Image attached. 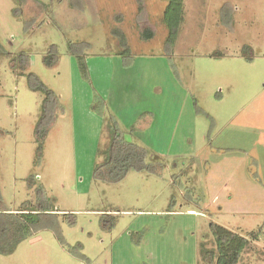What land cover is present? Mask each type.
Instances as JSON below:
<instances>
[{
    "label": "rangeland",
    "instance_id": "374dc122",
    "mask_svg": "<svg viewBox=\"0 0 264 264\" xmlns=\"http://www.w3.org/2000/svg\"><path fill=\"white\" fill-rule=\"evenodd\" d=\"M168 3L0 0L2 200L35 203L42 185L61 210L0 264H214L212 223L249 239L238 264H264V0H185L173 47ZM30 72L57 95L46 114ZM43 114L52 127L37 161ZM113 127L163 172L98 179Z\"/></svg>",
    "mask_w": 264,
    "mask_h": 264
},
{
    "label": "trees",
    "instance_id": "16d2710c",
    "mask_svg": "<svg viewBox=\"0 0 264 264\" xmlns=\"http://www.w3.org/2000/svg\"><path fill=\"white\" fill-rule=\"evenodd\" d=\"M185 16V0H169L164 17L163 24L169 31L167 45L173 47L179 34L181 24ZM146 38L154 36L153 31H143ZM120 41L123 42V36L120 35ZM54 47H49L48 53L44 56L43 61L48 67L55 66L59 59ZM252 47L245 46L242 50L244 55L251 54ZM80 71L84 77H87L88 67L81 53H74ZM22 53L21 56H23ZM25 63L21 61V67L25 68ZM12 68L17 66V58L11 60ZM30 86L34 90L45 93L44 114L48 110V102L51 98H57V95L49 89L43 80L35 72L28 74ZM47 102V104H45ZM55 102V101H53ZM53 107V106H52ZM35 129V138L37 142V161L42 157L44 151V140L51 129V119L44 115ZM103 161L95 167V175L98 179L116 183L124 179L127 174L133 170H147L151 173L161 174L165 164L161 160H149L150 152L138 143L128 140L123 131L118 128H111L110 140L107 146L100 151ZM29 184H31V179ZM36 202L31 200L24 201L19 208H5L0 193V254L9 255L15 252L18 245L29 238L34 232L51 227L50 219H57L59 209L47 196L44 187L41 185L36 188ZM67 215V214H64ZM115 218H112L106 230H111L115 226ZM212 231L217 240V253L207 252L214 264H238L241 254L249 243V239L223 225L216 223L211 224ZM251 236L258 237L257 232H251Z\"/></svg>",
    "mask_w": 264,
    "mask_h": 264
}]
</instances>
